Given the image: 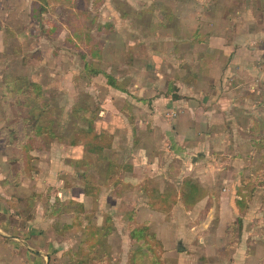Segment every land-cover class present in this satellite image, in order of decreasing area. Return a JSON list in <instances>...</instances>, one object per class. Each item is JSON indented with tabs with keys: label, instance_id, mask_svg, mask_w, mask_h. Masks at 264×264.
<instances>
[{
	"label": "crops",
	"instance_id": "crops-1",
	"mask_svg": "<svg viewBox=\"0 0 264 264\" xmlns=\"http://www.w3.org/2000/svg\"><path fill=\"white\" fill-rule=\"evenodd\" d=\"M29 3L0 0L1 57L12 24H28L29 32L34 27L33 10L19 8L28 9ZM103 9V27L115 41L110 45L115 47L111 66L119 72L109 76L104 91L97 90V81L84 87L90 95H101L94 125L98 132L113 135V145L97 151L85 142L51 141L33 153L31 176L19 181L9 175L7 155L0 157V264L69 261L68 234L59 232L78 229L85 219L75 210L71 214L76 224L67 222L61 210L49 213L46 206L53 198L83 207L82 215L93 214L88 208L106 199L109 215L122 217L112 234L117 246L124 242V258L114 262L150 264L145 258H128L130 231L145 223L140 216L152 211L144 202L128 210L130 192L135 200L147 178L191 174L201 164L194 163L200 152L207 156L204 166L214 168L208 160L215 151H238L233 136L239 129L249 137L242 150L251 151V142L264 135V0H104ZM122 39L127 43L117 49ZM90 49L92 57L93 52L105 54L103 48ZM243 120L245 127L238 123ZM128 149L132 154L124 160ZM74 177L76 184L67 185ZM231 196H220L221 220L226 216L227 221L220 233L234 220L231 202L236 192ZM184 231L176 226L154 230L167 251L162 264H264V258H187L180 244L188 236ZM171 242L178 244L177 254L167 249Z\"/></svg>",
	"mask_w": 264,
	"mask_h": 264
},
{
	"label": "rangeland",
	"instance_id": "rangeland-1",
	"mask_svg": "<svg viewBox=\"0 0 264 264\" xmlns=\"http://www.w3.org/2000/svg\"><path fill=\"white\" fill-rule=\"evenodd\" d=\"M29 1L30 8L28 6L26 9L25 5L19 8L28 12L33 10L30 16L35 20L34 27L31 25L29 32L28 24H12L8 48L4 56H0V157L11 151V148L7 146L10 136L9 121L5 118V113L7 114L10 108L6 107L10 104V102L6 103V99H12L16 95L11 85L17 88V95L23 90L26 91L29 86L36 87L35 91L31 90V94L22 100H27L28 108L34 114V118L39 119L54 134L52 137L47 136L41 139L42 147H44L51 141L70 143L75 133L91 126H89L90 122L93 124L95 133L99 134L94 122L99 115L101 95H90L91 90L84 86L89 83L87 87L91 88V85L97 81V90L104 91L109 76L113 74L115 76L119 72L118 69H114V65L111 66L114 62V58L111 59V53L115 47L112 48L110 45L115 42L114 36L104 29L106 27H103L105 25L101 19L104 16V0ZM92 1H94L93 4H91ZM19 13L22 12L19 11ZM27 32L30 35H27ZM16 33L21 34L19 38L16 37ZM120 42L121 45L116 47L117 49L126 45L127 40L122 39ZM91 47L99 52L103 48L105 54H94L93 52L94 57H92ZM118 60L123 61V57H118ZM22 65L23 67H19ZM94 70H99L100 75L97 73V76H94L96 75ZM13 110L17 108L14 107ZM12 111L10 108L11 113ZM12 122L16 128L22 130L24 123L22 119L16 118ZM238 123L245 127L247 121H238ZM104 132L111 137L112 147L113 135ZM246 133L243 128V131L238 130L237 136L236 134L233 136L235 144L240 145L237 148L238 151L232 147L227 153L219 149L215 151L213 157L210 155L208 161L214 167H210L212 169H209L207 165L204 166L207 156L200 152L196 154L194 163L201 162V164L197 165L191 174L188 175L186 172L181 176H163L164 179L162 176L160 178V175L158 179L147 178L149 181L140 185L135 200V194L130 192V189L127 190L130 192L127 198L130 202H124L128 210H131L132 206L146 203L152 210L151 215H142L139 219L143 220L146 225L150 224L148 225L149 232L155 236L154 230L159 226H166L167 229L176 226L185 230L188 236L182 238L180 244L188 251L187 256L189 257L187 258H264V148L257 145L255 149L252 146L251 151L242 150L243 144L249 138ZM260 139L264 140L263 134L254 140L259 141ZM86 141L88 142V139ZM131 154L132 150L128 149L122 155V159H129ZM185 179H192L202 189L200 199L195 204L187 205L181 199ZM75 182L74 177L72 181L66 183L71 185L76 184ZM140 190H143L144 199L141 198ZM240 190L244 195L242 199L238 196ZM115 191L119 194V191ZM231 192H236V196L231 202L232 210L230 207L228 210H231V219L233 216L235 221L233 220L225 232L220 233L221 224L227 225L225 214L221 220L220 196L222 194L231 196ZM161 198H166L167 203L161 204ZM237 201L240 202L239 205ZM48 204L46 211L54 213V210H61L62 214L66 215L67 222L73 221L71 211L74 210L77 211L81 220L85 219L81 223L78 221L80 223L78 229H65V231L63 229L59 232L63 237L67 233V239L71 243L66 252L68 253L66 258H69V261L62 258L60 264H95L89 258H71V254L80 242L84 241L88 231L86 228L90 224L97 226L98 222L102 223L101 226L106 228L108 233L105 243L96 250L93 256L94 261H97L96 264H120V262H114V258H124V246H122L124 242L117 246L118 240L112 233L114 224L122 221V217L114 213L109 215L111 210L107 208L106 199L101 205L92 204L88 212H93V214L87 215H82L84 212L80 213L72 203L62 204L53 198ZM151 205L157 207L152 208ZM161 207L171 209L164 212ZM73 224L76 222L73 221ZM83 227L84 229H81ZM110 235L113 238L111 243L107 244ZM157 240L161 243V248L158 250L160 258H164L167 251L162 241ZM131 241L128 258L136 261L140 258L133 256L136 248ZM221 242L224 245H221ZM108 247L112 250L110 251ZM166 247L168 250L171 248L175 254L179 252L177 243L171 242V245L167 243ZM144 258L153 264L149 259L151 257Z\"/></svg>",
	"mask_w": 264,
	"mask_h": 264
},
{
	"label": "trees",
	"instance_id": "trees-1",
	"mask_svg": "<svg viewBox=\"0 0 264 264\" xmlns=\"http://www.w3.org/2000/svg\"><path fill=\"white\" fill-rule=\"evenodd\" d=\"M96 73L99 72L96 71ZM11 87L16 91V95H14L12 99H6V103L10 102V104H7L6 107H10L11 111L12 108L16 107L17 110H13L11 113L9 108L7 114L5 113V118H7L9 121L8 128L10 131L7 146L11 148L10 153L7 154V161L9 164L10 177L19 181L21 176H31L33 169L31 162L34 159L33 153L42 148L41 139L43 137L46 138L47 136L52 137L54 134L48 129V127L44 126L39 119L34 118V114L28 108L27 100H22L31 94V90L35 91L36 87L29 86L26 88V91L23 90V92L19 93L18 95L17 88L13 85H11ZM16 118L23 120L24 123L22 130L16 128L12 122L13 119ZM87 139L88 142L86 141ZM83 141L86 142L90 148L97 151H102L105 148L111 147V137L105 132L96 134L92 126L75 133V136L70 141V144L76 145ZM257 145L261 148H264V140H254L252 143L254 149ZM201 193L202 189L197 182L193 181L192 179L184 180L181 190V199L185 204L192 205L197 203V201L200 199ZM238 196L241 199L244 197V195L241 193V190L238 191ZM160 203L166 204L167 199L161 198ZM239 203L240 202L237 201L238 205ZM151 206L152 208L157 207L154 205ZM161 208L164 212L171 209H164L163 207ZM78 211L80 213L85 212V209L80 207ZM86 229L88 231L84 241L80 242L77 249L72 252L71 258H89L93 263L95 262L96 264L97 261H94L93 256L96 253L98 247L105 243L108 232H106V228L98 225L95 226L93 224H90V226ZM129 235L136 248L133 254V256L135 255V258H144L149 256L151 257L149 258L152 261L151 263L161 264V258L158 252V250L161 248V243L156 239V236L153 233L149 232L148 225L143 224L132 229ZM155 242L157 243L155 244Z\"/></svg>",
	"mask_w": 264,
	"mask_h": 264
}]
</instances>
